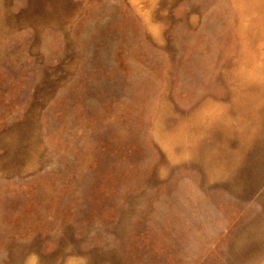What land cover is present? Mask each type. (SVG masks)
I'll list each match as a JSON object with an SVG mask.
<instances>
[{
  "label": "rangeland",
  "instance_id": "obj_1",
  "mask_svg": "<svg viewBox=\"0 0 264 264\" xmlns=\"http://www.w3.org/2000/svg\"><path fill=\"white\" fill-rule=\"evenodd\" d=\"M0 264H264V0H0Z\"/></svg>",
  "mask_w": 264,
  "mask_h": 264
}]
</instances>
